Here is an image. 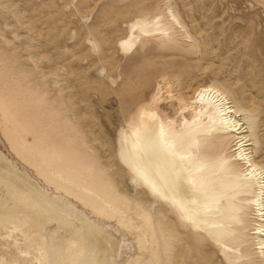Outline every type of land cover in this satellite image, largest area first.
I'll return each instance as SVG.
<instances>
[{"label": "bare ground", "instance_id": "1", "mask_svg": "<svg viewBox=\"0 0 264 264\" xmlns=\"http://www.w3.org/2000/svg\"><path fill=\"white\" fill-rule=\"evenodd\" d=\"M5 83L0 77V264H195L202 250L217 261L223 254L224 264H264V166L251 112L224 88L201 86L179 120L139 110L121 129L118 165L132 194L119 191L91 142L71 135L61 111L33 112ZM230 138L233 161L224 156ZM34 241L46 249L38 257L22 251Z\"/></svg>", "mask_w": 264, "mask_h": 264}, {"label": "rangeland", "instance_id": "2", "mask_svg": "<svg viewBox=\"0 0 264 264\" xmlns=\"http://www.w3.org/2000/svg\"><path fill=\"white\" fill-rule=\"evenodd\" d=\"M169 10L191 42L171 27ZM0 72L17 101L25 93L34 102L33 112L61 111L71 135L91 142L115 171L121 193L135 186L118 165L121 129L139 110L179 120L204 85L224 88L251 112L254 155L264 166V0H0ZM235 148L230 138L229 161ZM22 251L38 257L46 249L34 241ZM196 252L195 264H224L221 253L217 261L214 250Z\"/></svg>", "mask_w": 264, "mask_h": 264}]
</instances>
